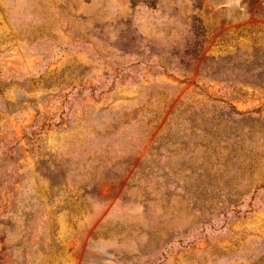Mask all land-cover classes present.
I'll return each mask as SVG.
<instances>
[{"label": "rangeland", "instance_id": "rangeland-1", "mask_svg": "<svg viewBox=\"0 0 264 264\" xmlns=\"http://www.w3.org/2000/svg\"><path fill=\"white\" fill-rule=\"evenodd\" d=\"M0 264H264V0H0Z\"/></svg>", "mask_w": 264, "mask_h": 264}]
</instances>
